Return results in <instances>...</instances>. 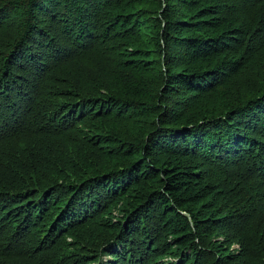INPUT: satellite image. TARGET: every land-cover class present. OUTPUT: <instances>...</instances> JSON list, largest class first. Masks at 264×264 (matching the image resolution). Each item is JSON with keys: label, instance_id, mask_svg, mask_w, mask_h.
I'll use <instances>...</instances> for the list:
<instances>
[{"label": "trees", "instance_id": "obj_1", "mask_svg": "<svg viewBox=\"0 0 264 264\" xmlns=\"http://www.w3.org/2000/svg\"><path fill=\"white\" fill-rule=\"evenodd\" d=\"M0 264H264V0H0Z\"/></svg>", "mask_w": 264, "mask_h": 264}]
</instances>
